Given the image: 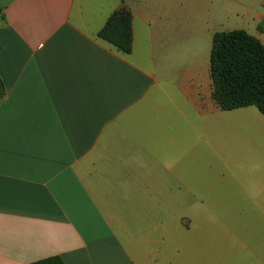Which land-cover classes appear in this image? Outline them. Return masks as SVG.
Segmentation results:
<instances>
[{
	"label": "crops",
	"instance_id": "0c3cea01",
	"mask_svg": "<svg viewBox=\"0 0 264 264\" xmlns=\"http://www.w3.org/2000/svg\"><path fill=\"white\" fill-rule=\"evenodd\" d=\"M109 1L0 0V264H208L142 226L158 217L162 188H186L210 120L229 111L207 65L169 85L151 64L163 20L187 29L186 16ZM121 8L133 16L130 54L98 37ZM258 19L251 35L264 45ZM210 264L241 263L234 251Z\"/></svg>",
	"mask_w": 264,
	"mask_h": 264
},
{
	"label": "rangeland",
	"instance_id": "374dc122",
	"mask_svg": "<svg viewBox=\"0 0 264 264\" xmlns=\"http://www.w3.org/2000/svg\"><path fill=\"white\" fill-rule=\"evenodd\" d=\"M140 2L166 19L177 14L187 17V29L172 30L171 20H163L164 45L159 44L154 63L144 58L146 66L153 64L169 85H178L174 74L189 65L210 67L216 33L244 30L256 35L259 15L264 14V0ZM219 115L224 120L215 124L210 120L207 142L194 156L186 188L178 183L171 196L168 188H162L159 215L146 219L142 229L145 232L150 224L161 236L168 232L169 248L184 252L189 263L226 262L236 251L241 264H264V117L256 107ZM187 217L192 219L189 228ZM243 245L256 252H238Z\"/></svg>",
	"mask_w": 264,
	"mask_h": 264
},
{
	"label": "trees",
	"instance_id": "16d2710c",
	"mask_svg": "<svg viewBox=\"0 0 264 264\" xmlns=\"http://www.w3.org/2000/svg\"><path fill=\"white\" fill-rule=\"evenodd\" d=\"M264 33V28L259 26ZM98 37L118 51L133 49V16L121 8L113 13ZM213 99L223 111L256 107L264 116V45L244 30L216 33L210 56ZM2 86V85H0ZM32 264H64L60 256Z\"/></svg>",
	"mask_w": 264,
	"mask_h": 264
}]
</instances>
